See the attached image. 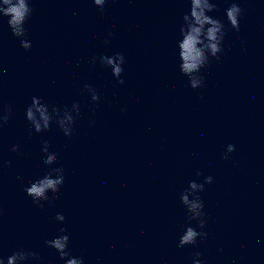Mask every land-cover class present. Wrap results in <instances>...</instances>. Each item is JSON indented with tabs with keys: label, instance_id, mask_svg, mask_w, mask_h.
Returning a JSON list of instances; mask_svg holds the SVG:
<instances>
[{
	"label": "clouds",
	"instance_id": "obj_1",
	"mask_svg": "<svg viewBox=\"0 0 264 264\" xmlns=\"http://www.w3.org/2000/svg\"><path fill=\"white\" fill-rule=\"evenodd\" d=\"M92 2L103 11L107 0H92ZM190 8L183 16V23L179 28L180 39L177 41V56L179 60L180 72L188 78L189 86L192 89H198L203 86L204 78L201 75V70L205 68L211 58L219 59L223 52V41L226 34V26L220 19L214 18L208 13L216 9L215 3L211 0H189ZM33 8L31 0H0V19L7 17V25L14 37L18 38L20 45L25 50L32 47L31 41L27 39V29L25 25L31 18ZM243 9L238 3L233 2L230 7L225 10V15L228 24L232 29L239 31L240 16ZM107 44V40L105 41ZM96 58H93L95 63ZM102 65L108 66L112 70V75L119 83H124L121 78L124 71V56L121 53H116L113 56L103 55L99 57ZM84 88L90 93L93 102L99 100V94L91 85L85 84ZM79 104L73 103L72 109L65 108L63 111L58 107L53 106L49 111V106L42 102L41 98L33 97L30 106L26 109V119L36 133L48 131L51 128L55 118V123L63 131L65 136H71L73 133L72 125L75 122L73 112H79ZM11 109H7V114H0V128L7 123ZM49 142L44 141L42 152L45 154L44 164L49 166V171L41 178L33 181L30 186L25 188V192L32 198L33 203L43 207L41 201L54 200L57 197L60 187L64 183V170L62 167H51L57 162V154L50 152L48 148ZM13 152L19 151V145H13ZM235 150V146L229 144L227 152L231 153ZM228 157L225 156V159ZM200 175V173H197ZM212 183V177L204 178V183L191 181L187 189L180 194L181 203L187 210L190 220L197 221L195 227L186 226L182 235L179 238L178 246L184 247L195 245L198 238H204L207 233L197 231V228L204 229L206 221L203 219L205 213L204 202L200 198L199 193L204 191V185ZM54 195L49 197L48 193ZM2 214V209H0ZM55 219L59 222H64L65 217L62 213H57ZM61 235L56 236L45 243L56 250L61 260L65 264H84L83 257L72 256L68 250L69 236L63 234L66 229L60 228ZM201 253L197 252L196 256ZM37 253L19 249L7 256L5 259L0 255V264H26L31 259H36ZM193 264H201L200 260H194Z\"/></svg>",
	"mask_w": 264,
	"mask_h": 264
}]
</instances>
